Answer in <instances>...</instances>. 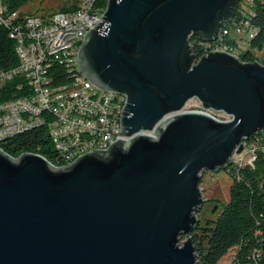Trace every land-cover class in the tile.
Here are the masks:
<instances>
[{
    "label": "water",
    "instance_id": "obj_1",
    "mask_svg": "<svg viewBox=\"0 0 264 264\" xmlns=\"http://www.w3.org/2000/svg\"><path fill=\"white\" fill-rule=\"evenodd\" d=\"M239 2L106 1L77 71L124 98L127 139L63 167L0 148V264H200L191 233L202 172L264 129V65L223 51L197 58L190 44L216 40ZM193 99L203 111L184 110Z\"/></svg>",
    "mask_w": 264,
    "mask_h": 264
},
{
    "label": "built area",
    "instance_id": "obj_2",
    "mask_svg": "<svg viewBox=\"0 0 264 264\" xmlns=\"http://www.w3.org/2000/svg\"><path fill=\"white\" fill-rule=\"evenodd\" d=\"M107 0H70L71 10L49 16L9 12L0 0V27L7 29L15 42L16 67L0 70V89L17 80L20 97L0 101V133L40 123L50 128L48 139H56L57 154L72 151L73 162L81 152L108 148L115 140L127 139L115 126L117 94L101 91L78 74L77 51L85 33L101 23L100 10ZM250 4L253 0H244ZM238 10V9H237ZM252 32L247 21L223 29L212 41L210 49L238 54ZM226 39V41H224ZM60 66L72 72V77L54 83L51 73ZM43 107L56 110V117L42 115ZM202 111V109H201ZM207 113V111H204ZM210 114L216 118L214 113ZM223 114V113H222ZM221 121L228 120L224 115ZM236 161L252 159L253 149Z\"/></svg>",
    "mask_w": 264,
    "mask_h": 264
},
{
    "label": "trees",
    "instance_id": "obj_3",
    "mask_svg": "<svg viewBox=\"0 0 264 264\" xmlns=\"http://www.w3.org/2000/svg\"><path fill=\"white\" fill-rule=\"evenodd\" d=\"M2 1L9 12L29 14L19 10L28 0ZM71 9V6L65 5L59 11ZM242 21H247L255 33L253 38H246V44L237 56L244 62L258 61L264 65V0H253L250 4L240 0L233 20L224 24L222 29L234 27ZM190 44L197 58L203 56L207 45L196 38H191ZM212 45L208 44L209 47ZM17 64L15 42L9 37L7 29L0 27V70L12 69ZM72 75L64 66L51 73L55 84ZM16 82L15 79L0 89V101L21 96ZM243 144L253 149L252 163L248 164L244 159V163L235 164L231 159L222 168L231 179L229 200L222 204V210L215 219H204L193 226L191 236L200 264H218L230 254L229 264H264V130L243 140ZM0 148L13 157L31 152L43 156L53 165L63 164L44 127L8 137L0 142Z\"/></svg>",
    "mask_w": 264,
    "mask_h": 264
},
{
    "label": "rangeland",
    "instance_id": "obj_4",
    "mask_svg": "<svg viewBox=\"0 0 264 264\" xmlns=\"http://www.w3.org/2000/svg\"><path fill=\"white\" fill-rule=\"evenodd\" d=\"M69 3L70 0H28L19 10L24 13L36 14L38 16H49L52 13L58 12L61 7L68 5ZM184 110L201 111V107L199 102L193 99L186 104ZM207 113L213 114L210 111H207ZM214 114L218 119H223L225 117L222 113ZM230 184L231 179L223 169L219 171L202 172L200 188L202 189L206 201L202 208L197 212L200 222H203L204 219L208 218L215 219L218 216L222 210V204H226L229 200ZM185 239V237L180 238V245ZM230 255L221 260L218 264H229L231 258Z\"/></svg>",
    "mask_w": 264,
    "mask_h": 264
},
{
    "label": "bare ground",
    "instance_id": "obj_5",
    "mask_svg": "<svg viewBox=\"0 0 264 264\" xmlns=\"http://www.w3.org/2000/svg\"><path fill=\"white\" fill-rule=\"evenodd\" d=\"M105 4H106V2L104 3V5H102V8L100 10V17H101V15L104 12ZM222 30H221V33H222ZM221 33L219 35H221ZM254 33H255V31L252 29V32L249 33L246 38L248 40L253 38L254 37ZM210 43H212V42H208V43L201 42V44H204V45H207V46ZM209 51H217V49H210ZM208 53L209 52H204V55H207ZM234 55H236V54H234ZM123 107H124V98L122 96H120V95H117V110L115 112V126H120L119 125V116H120V113H121V110H122ZM42 115H45L46 117H56V110H54L52 107H43L42 108ZM42 127H44L47 130L48 135H50V128L49 127H47V126H45L43 124H40V123H32V125H27L26 127H21L19 129H11L9 131H2V133H0V142L3 141L4 139L8 138V137H12L14 135H17L18 133H20L22 131L25 132V130L34 129V128H42ZM50 141H51L52 146L54 148H58V141L56 139H50ZM106 149L107 148H101V149H99V151L106 150ZM84 153H86V152H81L80 156L82 154H84ZM247 155H248V148L243 147V150L240 153H234L231 156L230 160L232 159V162H234L236 164V161H239V160L243 159V157H245ZM60 156L62 158V154H60ZM71 160H72V151H65L64 152L63 164L62 165H54V166H56V167L66 166L69 163H71ZM247 162H248V164H251L252 163V159H247Z\"/></svg>",
    "mask_w": 264,
    "mask_h": 264
}]
</instances>
